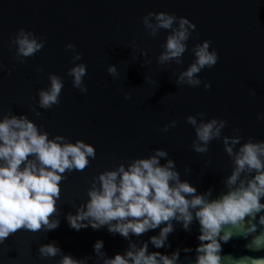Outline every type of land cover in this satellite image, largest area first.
<instances>
[{
    "label": "water",
    "instance_id": "water-1",
    "mask_svg": "<svg viewBox=\"0 0 264 264\" xmlns=\"http://www.w3.org/2000/svg\"><path fill=\"white\" fill-rule=\"evenodd\" d=\"M150 12L175 15L173 29L181 17L195 25L189 29L180 62H159L172 29L150 34L143 23ZM151 23L155 25L154 18ZM21 30L43 41L35 55L18 54L15 41ZM204 41L210 42L209 51L216 52V64L196 74L198 86L178 83L196 60L194 48ZM69 44L74 47L67 48ZM81 64L86 66L81 85L86 92L74 87L69 74ZM112 66L115 75L108 71ZM50 75L59 77L63 87L59 103L45 109L40 107L39 92L50 88ZM206 84L211 87L206 89ZM6 116L26 117L49 139L83 141L94 147L96 155L83 171L62 174L56 211L50 217L58 226L38 232L22 228L10 234L0 242V264H60L65 255L83 264H104L116 254L124 255L130 244L139 248L144 243L148 253L171 256L179 250L177 264H196L200 225L195 218L190 230L173 220L174 231L165 246L156 248L150 238L158 236L165 224L125 239L107 226L77 231L67 217L86 205L94 184L99 189L101 173L121 164L127 169L157 150L167 153L159 158L160 164L172 160L180 181L196 188L198 195L210 191L206 198L212 200L228 191L226 181L235 164L234 156L225 151L224 138L240 137L239 144L231 145L234 153L249 141L264 142V0H0V120ZM189 116L196 118V125L188 123ZM212 119L224 120L226 126L206 152H197L193 145L201 142L196 127ZM253 175L245 172L241 179ZM260 215L264 212L255 223L258 231H264L258 224ZM224 230L233 235L226 243L220 241L221 264L264 256L245 248L242 226ZM98 240L103 241V256L94 251ZM46 244H55L60 252L41 257L38 249Z\"/></svg>",
    "mask_w": 264,
    "mask_h": 264
},
{
    "label": "clouds",
    "instance_id": "clouds-1",
    "mask_svg": "<svg viewBox=\"0 0 264 264\" xmlns=\"http://www.w3.org/2000/svg\"><path fill=\"white\" fill-rule=\"evenodd\" d=\"M154 18L155 25L151 23ZM175 15L164 12L148 13L143 18L146 29L155 35L158 29H172L168 36L165 51L159 62L179 58L186 51L189 29L195 28L187 18H179L178 27ZM15 43L18 54L23 57L35 55L43 47L23 30ZM74 46L69 44L67 48ZM210 42L204 41L194 48L196 60L178 78V83L198 86L201 81L196 77L201 69L212 67L217 62L215 51H209ZM79 59V54L75 57ZM115 75L114 66L108 69ZM74 87L82 92V77L86 74V66L81 64L70 69ZM51 86L39 92L40 107L48 109L59 103L62 81L50 75ZM206 84L205 88H210ZM188 123L196 125V118L189 116ZM175 122H173L174 126ZM226 121L212 119L196 127L197 139L194 144L197 152H206L208 143L219 138ZM167 131V126L164 129ZM61 136L48 138V133H40L37 126L24 116L4 117L0 120V242L19 229L38 232L42 228L53 230L58 221L51 220L55 213L56 199L60 194L62 174L73 169L83 171L89 164V158H95L93 146L77 141L75 144L62 143ZM240 143V137H225V151L234 156V170L226 181L228 191L217 199L206 197L211 192L198 195L196 188L188 182H181L179 174L174 170V162L168 160L160 164V157L167 153L157 150L155 155L147 159H136L125 169L121 164L116 170L106 171L98 176L99 189L95 184L89 190V200L82 208L77 209L75 216L69 215L68 222L79 231L82 227L91 226L99 229L107 226L108 231L119 234L125 239L129 235L140 236L160 227L158 236L150 238L156 248L164 247L169 233L174 231L172 221L182 223L185 230L195 218L200 225V244L196 248V264H221L222 245L232 238L231 231L225 227L242 226V236L247 240L245 248L249 252H264V231H258L255 223L257 215L264 212V142H247L241 145L238 152H233L231 145ZM34 157V159H29ZM21 165L23 167L21 168ZM255 173L251 179H241L242 173ZM88 221L87 224L79 223ZM114 222V223H113ZM258 224L264 226V215L259 216ZM223 233V234H222ZM94 251L103 256V241H96ZM41 257H55L60 249L55 244H46L38 249ZM190 251V249H185ZM179 250L171 256L158 252L148 253L147 243L137 248L130 244L124 255L116 254L105 259L104 264H177ZM226 260L229 258H225ZM60 264H83L68 255L63 256ZM232 264H264V256H243L233 260Z\"/></svg>",
    "mask_w": 264,
    "mask_h": 264
}]
</instances>
